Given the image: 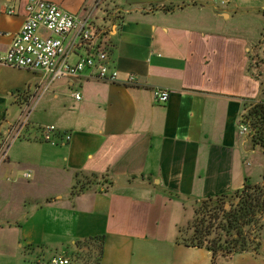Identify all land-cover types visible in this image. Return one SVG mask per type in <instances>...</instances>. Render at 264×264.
I'll return each mask as SVG.
<instances>
[{
  "label": "crops",
  "instance_id": "1",
  "mask_svg": "<svg viewBox=\"0 0 264 264\" xmlns=\"http://www.w3.org/2000/svg\"><path fill=\"white\" fill-rule=\"evenodd\" d=\"M46 1L90 14L118 80L99 81L85 71L66 81L69 110L57 111L53 122L28 125L24 141H13L29 87L0 63V152L14 142L0 164V232L7 228L15 239L0 250L35 256L14 258L18 264L53 258L84 264L74 258L76 243L100 238L99 264H211L205 249L177 243L178 229L195 203L240 190L245 180H264V171L251 169L257 145L238 134L242 102L260 92L246 74L250 55L264 74V0ZM25 4L0 0V59L27 18ZM205 12L208 18L200 19ZM240 16L258 22L256 44L228 33L225 25ZM259 79L264 85V76ZM156 89L169 93L165 104L155 100ZM47 126L55 129L54 146L43 139ZM76 174L102 180L72 198ZM46 185L51 189L43 192ZM44 250L69 255L44 260ZM218 264H264V222L257 253Z\"/></svg>",
  "mask_w": 264,
  "mask_h": 264
},
{
  "label": "built area",
  "instance_id": "2",
  "mask_svg": "<svg viewBox=\"0 0 264 264\" xmlns=\"http://www.w3.org/2000/svg\"><path fill=\"white\" fill-rule=\"evenodd\" d=\"M25 12L27 18L0 59L1 64L13 69L42 73L49 80L45 89L54 81H69L85 71H93L99 81L117 82L118 72L110 62L107 45L90 14L80 17L46 0H26ZM78 48H90L91 52L77 57L75 51ZM127 83L132 84L133 78L129 77ZM153 95L160 104H165L169 99V93L165 90L156 89ZM74 98L79 100L80 96L76 94ZM22 128L23 124L19 123L13 141L19 137ZM42 132L45 141L53 146L57 144L51 137L56 133L53 127H44ZM238 134L250 136L247 124L239 123ZM69 140L68 134L63 135L64 143ZM8 146L6 144L0 152V164L6 160ZM23 177L29 176L25 174ZM51 264L70 262L53 258Z\"/></svg>",
  "mask_w": 264,
  "mask_h": 264
},
{
  "label": "trees",
  "instance_id": "3",
  "mask_svg": "<svg viewBox=\"0 0 264 264\" xmlns=\"http://www.w3.org/2000/svg\"><path fill=\"white\" fill-rule=\"evenodd\" d=\"M257 56L249 57L246 74L259 82V98L246 99L239 123L247 124L250 138L256 145L264 143V85L259 79ZM76 174L71 189V197L88 190L77 189ZM95 177V176H94ZM88 185V182H86ZM91 188L96 183H89ZM264 222V180L261 184H251L245 180L242 189L229 194L207 197L193 206L192 217L185 220L178 229L177 243L188 248L205 249L211 255V264L221 259H229L243 253H257L260 248V234ZM75 259L84 264H99L102 256V240L89 238L76 243Z\"/></svg>",
  "mask_w": 264,
  "mask_h": 264
},
{
  "label": "rangeland",
  "instance_id": "4",
  "mask_svg": "<svg viewBox=\"0 0 264 264\" xmlns=\"http://www.w3.org/2000/svg\"><path fill=\"white\" fill-rule=\"evenodd\" d=\"M208 18L207 13H203V15L200 17L202 20H206ZM226 27L230 28L228 33L232 34H239L247 38V40L251 44H256L258 40L260 39V26L258 25V22L253 20L252 18L248 16H240L239 18H234L230 20L228 24L225 25ZM215 30H222L218 26L215 27ZM262 32V31H261ZM7 74L10 77L17 78L19 80H24L26 81V93L28 94L27 97H25L24 101L25 105L24 107H20L18 114H20V119L19 123L23 124V128L20 131V135L17 138L20 139V141H24L25 139V134H26V128L31 126L32 124L36 126L37 124H44L46 121H51L53 122L56 120L57 116V111L62 109L63 107H66L67 110H69V86L66 84V80H57L49 84V86L45 89L46 85L48 84L49 80L42 75V73L39 72H29L26 70H21L19 73H15L12 68H7L5 69ZM22 80V82H23ZM54 96L57 97V99L54 98ZM23 100H21L22 102ZM27 104V106H26ZM15 106L14 104L11 103V101L8 102L7 104V109L8 110H14ZM17 118V116L15 117ZM38 125V126H39ZM43 130V129H42ZM14 142L11 141V139L8 142V151L13 145ZM256 149V153L253 156V159H250L251 162V169H254L257 174L262 173L264 171V143L263 145H257L254 147ZM8 153V152H7ZM252 158V157H251ZM255 158H261L263 161V165H259V163H255L254 159ZM260 167H263L260 169ZM264 175V173H263ZM102 179L99 177H94V176H85V175H80L78 177V180L76 182V187L77 189L75 192H78L79 190H82L84 187L85 189L89 188L90 185L89 183H96V187H99V182ZM88 182V185L87 183ZM11 183V181L9 182ZM51 186H42L41 190L44 191H49ZM93 187V186H92ZM45 210V208L43 209ZM192 211L193 209L190 207L187 211L186 218L185 220H189L192 217ZM52 213H48L47 220L42 223V226H48V221L49 218L51 220L50 215ZM2 219L0 218V225H2ZM4 231L0 232V243H13L15 242V239L11 236H9L8 232ZM6 233V234H5ZM8 233V234H7ZM62 253V252H61ZM61 253H55L54 251H49V250H44L43 252V259L48 260L50 256H57L60 255ZM68 254V252H65ZM62 253V254H65ZM17 256H15L13 253L1 249L0 250V264H18V259L25 257L26 259L29 258H34L32 257L29 252H23L21 251V254L19 252H16ZM69 255V254H68ZM47 256L48 258H46ZM16 258L17 260H15ZM51 258V257H50ZM51 263V262H50Z\"/></svg>",
  "mask_w": 264,
  "mask_h": 264
}]
</instances>
